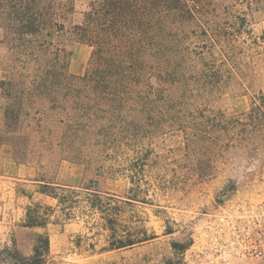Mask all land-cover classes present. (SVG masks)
Here are the masks:
<instances>
[{
    "label": "rangeland",
    "instance_id": "obj_1",
    "mask_svg": "<svg viewBox=\"0 0 264 264\" xmlns=\"http://www.w3.org/2000/svg\"><path fill=\"white\" fill-rule=\"evenodd\" d=\"M101 1L57 0L60 8L74 7L64 15L67 26L82 23L92 4ZM189 1L193 15L175 21L174 39L165 51L180 74L171 87L172 102L145 103L142 133L108 149L83 139L69 143L64 123L75 112L66 84L33 89L30 83L36 78L62 82L59 75H50L49 67L85 74L93 48L68 41V61L50 55L22 63L2 43L0 21V83L13 75L20 81L10 96L0 86V264H12L3 257L6 247L31 255L37 237L46 231L22 225L27 204L55 203L36 192L38 183L95 180L99 190L131 200L124 223L149 235L130 248L100 251L104 231L93 236L91 223L51 224L49 264H190L194 234L207 214L230 199L252 196L251 169L264 154V0ZM8 106L19 117L12 132L5 130ZM11 144L27 162L30 177L19 179L6 163L13 155ZM22 187L32 199L18 194ZM80 235L95 242L97 250L78 246Z\"/></svg>",
    "mask_w": 264,
    "mask_h": 264
},
{
    "label": "trees",
    "instance_id": "obj_2",
    "mask_svg": "<svg viewBox=\"0 0 264 264\" xmlns=\"http://www.w3.org/2000/svg\"><path fill=\"white\" fill-rule=\"evenodd\" d=\"M64 7L60 8L57 0H0V21L5 29L2 43L9 51L15 52V59L23 58L22 63H38L42 57L50 55L68 61L72 55L66 46L68 41L91 46L93 51L85 74L58 73L49 67L50 75H59L62 82L49 79L41 82L36 78L30 81L31 86L37 89L38 85H43L51 89L57 84H66L75 112L74 117L64 123L67 124L65 136L69 143L83 139L100 149L124 144L126 139L142 133L141 120L145 112L142 106L145 103L160 98L173 100L171 87L178 82L180 74L174 71L177 63L167 58L165 51L174 39L175 21L181 18L186 22L190 20L187 14L193 15L191 2L102 0L92 4L82 23L70 26L63 19L74 7L72 4ZM205 34L212 36L208 30ZM19 83L13 75L9 80L1 81L0 86L8 88L5 92L10 96V88L19 86ZM21 91L25 92L24 89ZM163 93H167L166 97ZM18 122V115L8 106L5 130L12 132L10 129ZM11 145L12 158L17 163L27 164L16 156L17 145ZM38 184L41 188L36 192L55 203L27 204L22 225L46 231L37 237L31 255L23 254L15 246L4 248L5 262L49 264L51 241L48 227L80 219L91 223L89 228L93 236L104 231L105 244L100 251L130 248L149 239L147 231L142 232L124 223L123 216L127 207L132 205L131 200L99 190L95 180L81 185ZM17 192L32 199L33 194L24 187ZM77 241L80 247L86 244L92 252L97 250L95 242H85L81 235Z\"/></svg>",
    "mask_w": 264,
    "mask_h": 264
},
{
    "label": "built area",
    "instance_id": "obj_3",
    "mask_svg": "<svg viewBox=\"0 0 264 264\" xmlns=\"http://www.w3.org/2000/svg\"><path fill=\"white\" fill-rule=\"evenodd\" d=\"M252 196L228 200L194 234L190 264H264V154Z\"/></svg>",
    "mask_w": 264,
    "mask_h": 264
},
{
    "label": "crops",
    "instance_id": "obj_4",
    "mask_svg": "<svg viewBox=\"0 0 264 264\" xmlns=\"http://www.w3.org/2000/svg\"><path fill=\"white\" fill-rule=\"evenodd\" d=\"M6 160H7L6 163L9 164V166H11V168H12V166H13V168H15L19 179H25V178H28L31 176L30 168L27 167L26 164L17 163L11 157H7Z\"/></svg>",
    "mask_w": 264,
    "mask_h": 264
}]
</instances>
